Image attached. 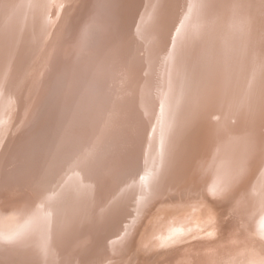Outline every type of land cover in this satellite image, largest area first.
<instances>
[{"label": "bare ground", "instance_id": "obj_1", "mask_svg": "<svg viewBox=\"0 0 264 264\" xmlns=\"http://www.w3.org/2000/svg\"><path fill=\"white\" fill-rule=\"evenodd\" d=\"M101 1L92 0L91 5L97 6ZM231 1L233 3L235 0H228L229 3ZM244 1L239 0V2ZM107 2L108 0H103V6H106ZM204 2L205 0L202 2L200 0H143L141 6L144 11L140 19L142 31L137 34L134 28L128 29L125 38L107 18L102 16L101 22L98 16L95 17L99 27L103 28V23L111 27L110 42H119V44L117 51L111 55H108V51L113 49V45L103 44L109 60H105V69L100 79L95 81H100V85L91 84L90 88L94 92L104 83L107 85L93 93L94 99L85 100L90 94L85 92L83 100L76 102L69 100L61 109L66 122L64 133L69 135L70 139L72 136L71 143L87 148L90 141H102L101 150L105 151L116 145L119 146L122 144V139L128 136L139 137V134H147L146 139L154 136V141L160 144L159 146H140L126 155L124 151L119 150L118 154H123V157L113 169L115 173H127L133 175L135 179L144 178L145 184H151V181H154L158 170H164V163L169 160V157L165 159L164 155L169 145V134H171V132L164 133L162 136L160 130L156 128L160 125L161 113V104L160 106L159 103L157 104L156 97L158 98L161 94L164 96L165 91L169 90L172 71L176 72L174 79L180 76L179 71H183L188 53L192 51L197 56L206 57L205 54L211 50L212 45H215V50L218 36L224 30L223 26L216 25L218 23L213 22V27L210 23H201L200 17L207 10ZM248 2L251 8H255L254 19L256 20L250 23L251 33L255 37L261 36L262 39L264 25L261 30L259 23L264 19L262 11L264 0H248ZM31 3L34 4L32 17L34 21L30 23L31 30L23 31V34L37 45H34L37 53L36 59L31 62L29 58H26V54L22 57V52L17 48L20 55L16 63L17 67L25 68L26 74H21L22 71L18 72V69L8 70V78L11 76L8 95L12 99L7 103L11 114L4 113L3 117L11 123L16 122L23 115L25 118L24 113L27 110L30 114L33 111V105L39 100L41 87L31 89L36 75L44 84L46 73L52 63L55 62L59 68H65L69 59L64 60L76 46L77 26L70 31L62 24L60 31L63 29L64 32L61 36L59 31L60 39L57 41L53 31L55 29L54 13L58 10L62 12L63 9L68 12L67 1L31 0ZM226 5L223 2V6ZM44 14L49 17L48 21ZM167 14L169 28L171 27L174 34L177 29L178 31L175 38L173 34L172 40L159 44L163 49L164 57L160 58L155 50L149 54L148 46L153 34L168 29L165 22ZM152 15L159 18L152 20ZM61 19L68 22V19L62 17ZM236 24L239 26L238 35L245 24L238 19ZM35 28H45L47 33L36 32ZM209 29H216V33L207 34ZM6 30L7 28L1 24L0 46L3 47L2 39L6 36ZM235 36V30L226 29L222 40L221 56L224 60L228 59L229 63L232 62L231 66L227 65L224 68L226 70L223 73L222 89L218 93L220 114H216L211 126L202 132V146L199 152L201 155L194 161L185 158L177 165L178 171L175 175H178L180 180L181 173L189 169L186 175L183 174V182L177 185L168 183L172 187L171 195H163L164 197L161 196L163 198L159 197L154 204L148 205L132 235L122 240L123 233L117 236L114 243H120V246L114 255L108 251L104 254L108 256L107 259L105 257L106 264H264V255L256 254L257 252L264 254V46L248 57L251 53L242 52V48L236 51L227 44L229 39L232 43L231 38ZM239 38L243 39V36ZM203 39L205 40L202 41ZM53 44L55 50H53ZM28 47L25 46L27 52ZM149 59L152 60V64L147 65ZM236 61L239 64L237 66H235ZM257 62L258 66L253 71V64ZM32 70L34 76L29 82L30 86L28 83L26 87L22 84L17 85L25 76L30 77ZM246 71H249L250 75L243 76ZM18 87H20L19 92H17ZM23 89L24 92H22ZM29 89L31 95H28ZM210 94L213 97L212 91ZM187 103L188 101L185 100L184 106L180 104L183 108L178 114L184 112ZM200 109L201 106L196 105L190 112L191 115L197 116ZM237 129L241 131L242 136L235 134ZM186 131L193 133L196 130L187 129ZM229 131L235 133L228 134ZM27 134L24 131L19 132L4 140L0 147V184L4 182V188L13 184L11 177L19 174V170H13L19 159L22 157L25 159V153L29 151L22 150ZM44 140L45 137L40 142ZM227 146H233L234 151ZM143 151L153 154V157L138 156L146 154ZM63 155L64 153L61 157L53 155L50 151L52 163L61 167L65 165L63 169L70 174L69 176L75 178L76 182L77 173L81 170L78 171L76 164L67 161ZM104 155L99 154V156ZM207 155L209 158L204 159ZM163 159H165L164 162ZM192 165L196 166L192 168ZM84 166V164H77L78 168ZM84 168L88 169V166ZM200 179L207 183L212 181L207 192L198 187ZM81 180L85 185L91 177ZM0 188V246L5 247L7 251L22 249L21 247H34L38 239L39 241L42 239L39 226H43L44 222V214L38 208L39 206L33 203L35 198L26 207L23 204L4 202L2 199L8 201L9 193L2 186ZM148 190L149 188L146 191L140 189L143 192ZM180 196H184V199H180ZM20 197L22 195L18 196ZM255 215L256 220L252 225H257L258 231L253 229L249 233L247 228L249 219H253ZM219 220H224L226 223ZM223 223L228 224L226 230L231 232L224 229L226 225L224 226ZM112 227L110 224L106 231ZM186 228H190V234L187 233L189 230L187 231ZM31 239H34L33 245L26 246L27 243H31ZM154 250H158V253L156 252V259L150 262V258L154 256L152 252ZM21 254L25 255V253ZM18 256L17 258L9 255L0 264H17L12 262L37 264L31 258L25 259Z\"/></svg>", "mask_w": 264, "mask_h": 264}, {"label": "rangeland", "instance_id": "obj_2", "mask_svg": "<svg viewBox=\"0 0 264 264\" xmlns=\"http://www.w3.org/2000/svg\"><path fill=\"white\" fill-rule=\"evenodd\" d=\"M65 1L69 3V10L66 12L63 9L62 12L58 10L54 13L55 29L53 31H55L57 41L60 39L58 34L62 24L70 31L77 26V32H75L76 46L73 47L74 49L71 50L70 55L68 53L69 56L67 55L65 58L64 61L69 59L65 68H59L55 62L52 63L51 68L46 73L44 84L36 75V80L31 89L40 86L42 89L40 98L33 105V111L29 114L27 110L24 113L25 118L24 115L19 117L14 124L3 117L4 113L11 114L7 103L8 100L12 99L8 95L11 83V76L8 78V70L18 69V72L22 71L21 74H26L25 68H19L16 64L20 59L19 50L23 54L22 57L26 54V58H29L31 62L36 59L37 49L34 46L36 44L31 38L28 39L23 34V31L31 30L30 23L34 21L32 20L34 4L31 3V0H0V25L3 24L7 28L6 36L2 39L4 47L0 46V53H3L0 54V147L3 145L4 140L24 131L28 134L22 150H29L25 153V159L23 157L19 159L16 168L13 170H19L18 175L11 177L13 184L4 188V182H1L0 186L4 190H8L9 193L8 201L4 198L2 200L18 205L23 204L26 207L35 198L33 203L38 205V208L44 214L43 226H39L42 239L40 241L38 239L32 248L21 247L22 249L7 251L1 245L0 263L2 260H6L5 257L9 255L17 258L20 255L25 259L31 258L37 264H106L108 256L106 257L104 254L108 251L114 255L120 246V243H114L117 236L123 233L122 240L132 235L131 233H133L138 220L142 217L148 205L154 204L163 195H171L172 187L168 183L177 185L183 182V174L186 175L189 169L185 173H181L182 179L180 180L178 175H175L178 171L177 165L185 158L194 161L197 156L201 155L199 152L202 146V132L211 126L215 120L214 116L220 114L218 93L222 89L223 73L226 70L224 68L227 65L231 66L232 62L229 63L228 59L224 60L221 56L222 40L226 29L236 31V36L231 38L232 43L230 39L228 40L227 44L230 48H235L236 51L242 48V52L251 53L248 57L254 55L255 51H260V48L264 46V38L261 39V36L258 35L255 37L251 33L250 23L255 22L256 19H254L255 8L250 7L248 0L244 2L235 0L234 5V2L229 3L228 0H205L204 6L207 10L200 17L201 23H210L212 27L213 22L218 23L216 25L223 26L224 30L218 36L215 50V45H212L211 50L205 54L206 57L197 56L192 51L188 53L183 71H179L180 76H176L174 79L176 72L175 70L172 71L169 90L165 91L164 96L161 94L158 98L156 97L157 104L159 103V106L161 104L160 125L156 128L160 130L162 136L164 133L171 132L169 134V145H167L164 155L165 159L169 157V160L164 163V170H158L154 181H151V184H145L146 180L144 178L135 179L133 175L118 174L113 169L116 168L117 163L123 157V154H118L119 150L124 151L126 155L140 146H159L160 144L155 143L154 136L149 139L145 138L147 134H139V137L135 135L128 136L122 139V144H119V146L115 144L117 147L105 151L101 150L102 141H90L87 148H82L78 144L71 143L72 136L70 139L69 135H65L66 122L61 110L69 100L74 102L83 100L85 92H90L85 100L94 99L93 93L107 85L104 83L94 92L90 88L91 84L100 85V81H95L100 79L103 69H105V60H109L103 44L113 45V49L108 51V55H111L117 51L119 42H110L111 27L104 23L103 28L99 27L95 17L98 16L101 22L102 16L107 18L119 29L123 37L127 30L131 28H134L138 34L142 31L140 19L144 11L141 6L143 0H108L106 6H103V0L97 6L91 5L92 0ZM223 2L227 5L223 6ZM262 11L264 15V8ZM81 14L83 15L81 16ZM134 14H136V17H134ZM44 15L46 16V14ZM153 15L152 20L159 18ZM257 15L259 16V13ZM163 16L164 12L162 13ZM167 16L168 14L165 16V22L168 29L153 34L148 46V53L150 54L155 50L160 58L164 57L162 54L163 49L159 44L164 43L166 40H172L174 34L171 27L169 28ZM61 17L68 19V22H64ZM45 18L48 21L49 17L46 16ZM237 19L245 24V29L243 28L238 35ZM58 24H60L59 28ZM259 24L262 30L264 19ZM32 26L34 29V25ZM42 29L35 28V31L47 33L45 28ZM215 30L209 29L207 34L213 35L216 33ZM177 31L178 29L176 34ZM63 32L62 29L60 31L61 36ZM176 34H174V38ZM240 36H243V39L239 38ZM25 46H29L28 52ZM229 46L227 47L229 48ZM17 48L19 50H16ZM30 48L32 49L30 50ZM53 50H55L54 44ZM216 54L217 58L215 59ZM149 64H152L151 59L147 61V65ZM237 65L239 64L236 61L235 66ZM253 65V71H255L258 62ZM245 74L250 75L249 71L243 73V76ZM33 76L32 70V75L30 77L25 76L17 85L22 84L26 87L28 83V86H30L29 82H31ZM19 90L20 87L17 88V92ZM211 91L213 97L210 94ZM22 92H24V89ZM28 92V95H31L30 89ZM185 100L188 101L187 106L182 114H178L181 112ZM180 104L183 106H180ZM196 105H200L201 109L197 116H193L190 112ZM11 124L12 126H10ZM187 129L196 131L190 133L186 131ZM230 132L232 134L236 132L235 134L242 136L241 131L238 129L235 132L229 131L228 134ZM44 137L45 140L40 142ZM229 147L227 146L228 149ZM230 148L234 151L233 146ZM50 151L51 154L60 157L64 153L63 156L67 161L76 164L77 170H81L80 173H77L76 182L74 181L75 178L73 179L63 169L66 167L65 165L61 167L52 163ZM143 152L146 154L138 156L153 157V154ZM99 154L105 155L99 156ZM207 158H209L208 155L207 157L204 156V159ZM165 159H163V162ZM77 164H84V167L88 166V169L78 168ZM195 166L192 165V168ZM179 169H182V167H179ZM85 177H91V180L83 185L81 179ZM210 183L200 179L198 187L207 192ZM147 188H149L147 192L140 191V189L146 191ZM19 195H22V197L18 198ZM180 199H184V196H180ZM255 217L256 215L253 219H249L247 227L249 233L253 229L258 231L256 229L257 225H252L256 220ZM219 221L226 223L224 220ZM110 224L113 227L106 231ZM225 225L224 229L226 230L228 224ZM186 227L188 228L189 225ZM226 231L231 232V230ZM187 233L190 234L191 230ZM33 242L34 239H31V243H27L26 246L33 245ZM159 250L161 251V248ZM20 252L25 253V255ZM152 252H154L153 257L155 258L151 257L150 262L156 259L155 255L158 250ZM256 254L264 255L260 252ZM12 263L19 264L18 262ZM145 263L147 262L145 261Z\"/></svg>", "mask_w": 264, "mask_h": 264}]
</instances>
